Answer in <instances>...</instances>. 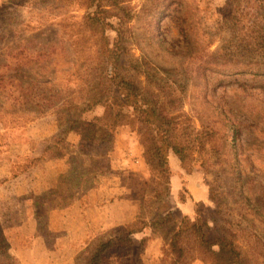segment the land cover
<instances>
[{
    "label": "rangeland",
    "instance_id": "374dc122",
    "mask_svg": "<svg viewBox=\"0 0 264 264\" xmlns=\"http://www.w3.org/2000/svg\"><path fill=\"white\" fill-rule=\"evenodd\" d=\"M89 1L0 0V28L7 25L0 29V75H11L12 68L24 63L14 56L20 50L32 57L38 51L52 53L43 72V65L36 64L20 72L28 73L23 86L32 94L22 95L18 80L0 89V264H86L92 246L111 230H92L80 243V186L99 182L100 187L106 185L104 178L129 174L123 160L112 154L120 134L141 145L138 122H124L103 142L98 140L103 134L94 140L93 129L80 126V120L95 123L102 118L103 106L77 113L75 125L60 128V119L68 115L58 116L68 110L63 102L79 106L88 99L91 72L85 59L102 47L83 29ZM120 2L121 11L108 9L119 19H108L104 48L121 52L123 76L158 95L150 100L174 118L172 127L164 129L175 130L185 156L181 163L170 152L171 168L175 158L186 175L200 179L211 199L184 219L176 206L186 200V192L174 200L160 175L145 164L144 172H137L147 178H126L132 192H146L134 222L148 231L135 239L143 246L132 253L113 252L107 264H160L165 240L175 229L168 232L166 226L183 220L207 223L211 237L224 234L234 240L243 264H264V0ZM137 64H147L158 80L147 81ZM46 81L50 85L39 86ZM29 96L37 104L52 99V105L25 111L19 102ZM111 104L116 113L133 112L119 98ZM236 123L242 125L237 131ZM72 127L66 144L60 143L62 132ZM54 128L57 133L48 142L28 137L29 132ZM130 150L128 145L124 152ZM72 204L74 209L59 212ZM156 215H165L168 223L152 227ZM163 238V244L154 245Z\"/></svg>",
    "mask_w": 264,
    "mask_h": 264
},
{
    "label": "trees",
    "instance_id": "16d2710c",
    "mask_svg": "<svg viewBox=\"0 0 264 264\" xmlns=\"http://www.w3.org/2000/svg\"><path fill=\"white\" fill-rule=\"evenodd\" d=\"M121 4L120 0L89 1V13L84 18L83 29L90 32L91 36H96V45L100 46L101 44L102 47L98 48L95 57L89 53L85 59L91 72L87 77V84L90 87L88 99L79 106L69 101L63 102L62 106H68V110L63 109V112H59L58 116L60 114L66 115L67 111L68 115L60 119V128L68 124L75 125L78 120H75L74 117L77 116V113L80 112V115H82L95 106H103L105 108V114L102 118H98L95 123L82 122L80 120V126L84 127L85 130L89 131L93 129L92 134L94 140L95 137L103 134L98 140L102 142L110 141L114 137L113 131L122 125H126L124 122L131 124L138 122L146 164L152 171L160 175V182L165 183L170 192V181L173 172L168 160V154L172 152L181 163H185L184 152L175 140V130L164 129L166 126L172 127L174 118L163 110L159 102L150 100V98H158V95L154 91L142 89L134 81V78L122 75L124 69L120 65L122 59L121 52H118L115 48H110V46L104 48L106 30L111 27L110 24H107L108 19L111 17L119 19V14L114 16L108 9L111 8L114 11L118 9L121 11ZM4 26H7L5 22L4 24L2 23L0 29ZM118 40H121V36L118 37ZM119 43L120 41L116 44ZM14 56L20 57L24 63L17 68H12L13 74L7 75L8 73H5L0 75V89L4 88L6 86L5 84H12L18 80L20 84L17 87L22 90L21 94H32L33 91L27 92L25 90L27 85L23 86V80L27 78L28 73L20 72L26 68L33 70L35 64L43 65L40 69L43 72L45 66L52 61V53L38 51L36 56L32 57V54L26 53V50H20ZM92 67L93 69H91ZM139 68L141 69L138 71L139 74L144 76L147 81L149 80L151 82V79L158 80V75L153 73L147 64H137V69ZM143 68H146V70H143ZM40 76L41 74H37V77ZM48 85H50L48 81L39 84L41 87H47ZM114 98H119L124 108L130 109L133 112L116 113L111 104V100ZM51 100L43 99L41 103L37 104L36 100L29 96V98L20 101L19 104L25 111L27 108H33V106L36 109L44 110L49 107L48 105H52ZM40 116L27 120L33 121L40 118ZM148 125L150 127H147ZM234 125L236 131L242 126L240 123ZM73 130L72 127L69 131L62 132L64 138L60 140V143L66 144L65 139ZM160 131L165 133L164 136L159 135ZM199 138L201 139V137ZM48 145L50 146V144H47L44 147L42 157L48 151ZM186 217L188 216H184L183 218L185 219ZM152 218L154 219L151 220L150 225L154 228L158 224L166 225L168 223L166 222L165 215H156ZM136 226L137 222L113 229L103 236L101 240L92 246L86 259V264H107L113 252L129 249L130 253H132L134 250L142 248L143 241L137 243L133 236L141 233L144 229H137ZM210 231L207 223H202L201 221L193 223L190 221L185 222V220L181 221L165 240L164 257L160 264H194L197 260L205 262L206 264H243V257L235 241L230 240L224 234L220 237L213 238L210 236ZM214 248L217 249L214 250ZM129 254L124 255L127 256Z\"/></svg>",
    "mask_w": 264,
    "mask_h": 264
},
{
    "label": "crops",
    "instance_id": "0c3cea01",
    "mask_svg": "<svg viewBox=\"0 0 264 264\" xmlns=\"http://www.w3.org/2000/svg\"><path fill=\"white\" fill-rule=\"evenodd\" d=\"M56 133L57 130L54 128L52 132H29L28 137L30 139H38L42 142H48L56 135ZM115 140L116 144L114 147L116 146V148H114L112 154H116V158L123 160L121 166L124 165L127 169H129V174L126 175L124 179L121 177H118L117 179L116 176L112 178H104L106 185H100V187H98L99 182L96 185L80 186V198L78 197L77 201L80 203V243L88 238L92 230L108 231L132 224L138 219L141 213L142 203L146 192L140 188L132 192L127 187L126 178L127 176L128 179L130 176L137 178L140 177L141 179L145 177L147 178L146 175L139 176L138 174L144 172L143 167L146 164L143 155V147H141L135 139L131 138L130 135L125 136V134H120ZM125 141L131 146V153L124 152V149L128 146ZM109 144L110 143L107 145L109 146ZM106 152L108 157H111V151L109 148L108 150L106 149ZM171 163L173 164V174L170 181L171 195L174 200L178 199L182 192H186L187 195L186 200L180 201L178 206H176V209L182 216L192 217L196 212V205L208 203L210 200V194L208 189L202 184V182H200V179L197 176L186 175L184 173L179 162L175 161V158ZM139 170L141 172H137ZM147 171L149 170L147 169ZM132 173L135 174L132 175ZM140 187H142V185ZM135 192L137 194L136 197ZM140 193L142 195H140ZM98 199L100 200V203ZM74 208L75 207L72 204V206L70 205L65 210L59 212L67 213L69 210ZM176 225L177 223H173L171 226H166L167 231L169 232L173 230L176 228ZM147 232L148 231L146 229L144 232L134 235L133 238L137 239L139 236L147 235ZM164 240L165 238L162 240H156L154 245L163 244Z\"/></svg>",
    "mask_w": 264,
    "mask_h": 264
}]
</instances>
